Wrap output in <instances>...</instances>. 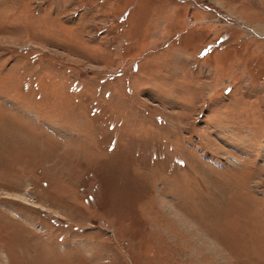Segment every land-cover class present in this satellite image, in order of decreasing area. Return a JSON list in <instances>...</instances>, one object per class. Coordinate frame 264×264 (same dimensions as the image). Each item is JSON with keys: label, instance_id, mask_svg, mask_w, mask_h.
Returning a JSON list of instances; mask_svg holds the SVG:
<instances>
[{"label": "rangeland", "instance_id": "obj_1", "mask_svg": "<svg viewBox=\"0 0 264 264\" xmlns=\"http://www.w3.org/2000/svg\"><path fill=\"white\" fill-rule=\"evenodd\" d=\"M0 264H264V0H0Z\"/></svg>", "mask_w": 264, "mask_h": 264}]
</instances>
